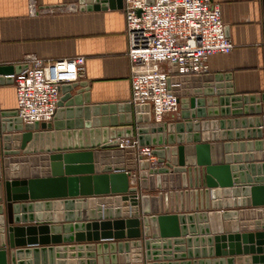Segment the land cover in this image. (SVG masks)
Returning <instances> with one entry per match:
<instances>
[{"label":"water","instance_id":"95a60500","mask_svg":"<svg viewBox=\"0 0 264 264\" xmlns=\"http://www.w3.org/2000/svg\"><path fill=\"white\" fill-rule=\"evenodd\" d=\"M79 4L80 12L124 7L123 0ZM26 68L0 67V86L13 85ZM229 81L230 74L212 73L170 78L181 118L159 125L148 124V106L93 103L87 81L61 87L50 123L25 126L17 110H0V264H65L63 253L75 251H87L98 264H264V93H238ZM225 104L234 111L219 108ZM234 125H242L236 135L254 139L241 148L257 151L250 156L255 161L235 162L239 168L211 142ZM78 135L86 144L71 142ZM135 137L140 146L154 147L156 166L138 162L133 147L120 149L121 139ZM238 171L254 177L248 175L247 186H238L244 184ZM133 172L139 187L131 184ZM231 193L246 195L253 206L244 212L248 224L230 228L228 221L243 212L230 210V202L224 211L216 204ZM63 206L79 216L82 208L84 216L90 210V220L54 223L61 215L53 220L51 211ZM196 219L207 223L199 230L208 238H198Z\"/></svg>","mask_w":264,"mask_h":264},{"label":"crops","instance_id":"0c3cea01","mask_svg":"<svg viewBox=\"0 0 264 264\" xmlns=\"http://www.w3.org/2000/svg\"><path fill=\"white\" fill-rule=\"evenodd\" d=\"M214 3L220 6L223 23L229 29L227 36L235 48L230 54L211 56L208 61L210 73L233 76V81L229 82L234 83V88L238 93H264V0H214ZM31 4L35 5V14L31 13ZM74 6H77V11L71 10ZM127 52L124 7L115 10L80 12L79 0H0V67L26 65L24 61L28 56H36L44 60L83 56L86 58V70L81 81L88 82L92 102L96 104L121 103L129 102L131 99L130 60ZM225 83L228 81L222 82V84ZM214 89H216L215 85ZM17 108L18 101L14 84L0 86V110L12 111ZM219 108L234 111L232 104H225ZM180 118L181 111L180 117H174L167 122L178 121ZM222 118L229 119L232 116L220 115V119ZM240 128L236 129L234 125L231 130L228 127L224 131L219 130L218 134L223 132L224 135H220L217 141H211L222 146L223 159L226 160L229 157L233 163L231 166L237 168L241 163L235 164V162L255 161L256 159H251L250 156L253 154V157H256L257 155L256 150L248 152L247 147L245 150L241 148L242 142L254 139L236 135V130H242ZM75 140L78 145L81 144V140L83 144H86L85 136L82 138L79 135L76 138L72 136L71 142L75 143ZM234 144H237L236 148ZM157 160L154 156L151 161L157 165ZM237 173L243 174V178L238 176L237 181L244 183L238 186H247L250 172L238 171ZM133 175H138V172H133ZM249 176L254 178L252 174ZM233 180L236 181L234 177ZM213 190L222 192L226 189ZM228 190L232 192L233 188H228ZM247 198L242 193L236 197L231 193L227 198L221 195L220 199L215 202L217 205L221 204L223 211L226 202H230L232 206L230 210L246 213V210L253 208V206L246 205L248 204ZM212 202L210 197V211L213 210ZM74 208H76L75 205ZM80 211L79 216L77 209L66 211V207L63 206L62 210L55 211L54 208L51 213L53 220L56 219V214L61 215L58 220L54 221L61 225L90 220L88 213L90 210H86V217L83 215L84 208ZM204 211L207 209L205 208ZM45 212L43 210L41 213ZM238 219L228 221L229 227L234 228L235 222L247 224L250 222L241 221L239 215ZM193 225L197 228L199 239L208 238L207 235L201 236L199 230L201 226L206 227L207 223L200 224L196 219ZM163 251L165 250L162 249L161 252ZM63 254H65V259H59V261L65 264L69 262L79 264L82 261L85 264L88 262L98 264L96 259L87 257V251ZM71 254L75 257H70Z\"/></svg>","mask_w":264,"mask_h":264},{"label":"built area","instance_id":"2783aa9c","mask_svg":"<svg viewBox=\"0 0 264 264\" xmlns=\"http://www.w3.org/2000/svg\"><path fill=\"white\" fill-rule=\"evenodd\" d=\"M123 1L131 72L129 104L149 107V125L163 124L180 117L181 111L170 78L207 75L209 58L230 54L235 46L214 0ZM35 12L31 4V13ZM24 63L27 68L14 77L18 116L25 126L50 123L59 108L61 87L82 80L86 58L44 60L28 56ZM128 147L135 149L138 162L142 158L156 165L151 161L154 147L140 146L136 137L121 139L120 149ZM139 182V175L132 173V185L139 187Z\"/></svg>","mask_w":264,"mask_h":264},{"label":"rangeland","instance_id":"374dc122","mask_svg":"<svg viewBox=\"0 0 264 264\" xmlns=\"http://www.w3.org/2000/svg\"><path fill=\"white\" fill-rule=\"evenodd\" d=\"M23 155V154H22ZM144 194H151L150 192H146V191H144ZM248 216V215H247ZM246 215H244V213H243V215L241 216H239V217H241V221H250L251 220V218L250 217H247ZM246 217V218H245ZM249 218V219H248Z\"/></svg>","mask_w":264,"mask_h":264},{"label":"bare ground","instance_id":"6f19581e","mask_svg":"<svg viewBox=\"0 0 264 264\" xmlns=\"http://www.w3.org/2000/svg\"><path fill=\"white\" fill-rule=\"evenodd\" d=\"M53 206V205H52Z\"/></svg>","mask_w":264,"mask_h":264}]
</instances>
